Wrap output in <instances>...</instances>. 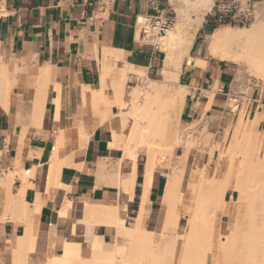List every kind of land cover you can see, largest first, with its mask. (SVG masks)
<instances>
[{
	"label": "crops",
	"instance_id": "obj_1",
	"mask_svg": "<svg viewBox=\"0 0 264 264\" xmlns=\"http://www.w3.org/2000/svg\"><path fill=\"white\" fill-rule=\"evenodd\" d=\"M146 13L142 0H0V252L8 258L13 240L28 231L36 237L35 252L28 255L38 264L63 253L64 241H82L84 252L88 223L77 218L79 206L112 205L128 221L136 216L145 165H137L132 197L108 183L104 162L112 166L122 160V175L133 170L124 151L111 146L114 131L126 130L117 105L101 123L86 88L101 90L106 50L120 52L119 67L127 62L147 75L159 72L164 52L140 39L137 19ZM212 24L206 16L189 52L206 64H182L179 84L188 89L182 125L206 117L212 126L220 117L234 125L238 118L227 98L233 69L207 54L217 28ZM107 94L113 96L111 87ZM238 109L248 119L264 115V88L256 87ZM262 125L264 120L258 129ZM212 130L225 139L218 128ZM222 169L223 161L213 174ZM161 174L159 169L148 194L152 217L162 207L167 180ZM95 233L112 241L113 232L104 224L96 225Z\"/></svg>",
	"mask_w": 264,
	"mask_h": 264
},
{
	"label": "bare ground",
	"instance_id": "obj_2",
	"mask_svg": "<svg viewBox=\"0 0 264 264\" xmlns=\"http://www.w3.org/2000/svg\"><path fill=\"white\" fill-rule=\"evenodd\" d=\"M169 1L178 15V20L175 26L155 43L165 54L161 71L162 79L159 81L149 79L144 82L143 86L132 87L127 92L125 87L127 80L132 76L141 78L146 72L127 62H124V67H119L118 63L122 60L120 52L106 50L101 72V90L95 91L86 88V91H91L94 112L101 116V123L107 119L109 115H107V111L109 112L114 105L119 107L123 128L128 124L129 115L132 118L129 133L125 135L114 131V140L111 143L112 147L124 151V157L132 160L134 165L132 172L129 175H122V160H117L116 165L106 166L104 162L101 166L104 172L108 171L110 174L108 183L119 186L131 197L135 188V171L139 161L138 152L142 146L145 147L144 192L141 205L139 203V214L135 219V225L130 227L125 223V218L119 213V207L110 205L84 208L79 206L76 216L79 220L88 223L85 241L89 244L91 257L87 260L83 257L82 241H64L63 253L52 255L49 260L42 261V264H156L158 261H161L162 264H175L180 240L182 249H180L181 253L179 252L180 257L178 256L179 264H185V262L188 264L193 262H195L194 264H264V229L258 233V239L261 240L257 242L258 234H255L257 227L254 224H249L248 230L251 228V232H245L242 229L244 226L242 218L244 217H239L242 215L243 208L248 206L249 202L253 203L254 198L252 197L258 194L255 192L260 189V193L264 189V131H258L259 124L264 120L263 114L256 115L255 113L256 117L247 118L246 123H244L245 116H239L234 124L227 152H224L223 149L231 125L226 117H220L221 125L226 127L225 139L217 141L216 150L220 157L225 155L230 164L224 174L216 172L210 177L204 168L191 169L195 181L187 184V186L189 185L190 200L184 211L190 217L188 220L185 219L186 222L179 218L177 206L187 197L185 194L178 195V188L182 185V179L188 167L182 168L168 163L170 172L166 173L168 179L163 194L166 210L165 222H162L158 233L146 230L144 227L150 212L148 194L156 176L157 162L159 166H162L161 163H164L167 158L179 157L189 166L192 159L189 149L193 132L201 129L205 132L206 126H208L199 121L188 125L181 124L174 128L173 118L180 115L188 93V89L179 84L182 64L185 62L192 65L196 60L189 55V52L195 35L204 24L213 3L212 0ZM208 55L219 61L238 65L240 70L248 74L250 78L264 81V16H260L248 27L230 25L217 27L209 37ZM196 62L197 65L204 66L206 64L204 60H196ZM109 79H111V84ZM176 85L181 90H174ZM109 87L113 89L112 97L107 94ZM213 95L214 93L210 92V96ZM235 103L236 100H229L228 107L232 112H234ZM211 120L212 118L209 121ZM81 133L83 138L86 137L83 130ZM213 135L207 134V144ZM181 147L183 153L178 154L177 149ZM206 158V161L209 162V157ZM260 186L261 188H259ZM228 191L238 193L237 199L230 198L231 202L237 205V222L234 225H229L226 232H222L217 228V222L220 220L219 215L231 216L233 213L229 210L230 208H227L229 200L226 199V194ZM253 194L255 195L253 196ZM251 204H249L250 209L247 207L246 213L250 211L251 215L258 213V216L263 213L262 216H264L263 205L260 206L263 208L262 212L259 209L258 212L257 209L252 211L253 204ZM22 212L23 215H27V207H23ZM250 214L246 215L251 219ZM256 216L257 214L255 218ZM262 216L258 217V222L256 221L260 223L257 224L259 228L260 225H262L261 228L264 227ZM99 224H104L111 229L117 238L123 240V244H118L117 240L105 242L99 238L95 233V226ZM184 226L186 227L185 232H180ZM252 226L255 228L254 230ZM260 233L263 234L262 238ZM35 241V235L29 231L25 236L14 239V252L9 256L7 264L28 263V253L35 252ZM192 246H197L194 249L197 254L195 251L193 252L195 255L191 253L193 249L189 252L193 248ZM198 246H202L201 250L204 248V251L202 250L204 253L198 250ZM189 254L194 255V260ZM186 259L193 261L187 262Z\"/></svg>",
	"mask_w": 264,
	"mask_h": 264
},
{
	"label": "rangeland",
	"instance_id": "obj_3",
	"mask_svg": "<svg viewBox=\"0 0 264 264\" xmlns=\"http://www.w3.org/2000/svg\"><path fill=\"white\" fill-rule=\"evenodd\" d=\"M175 11V10H174ZM177 14V13H176ZM259 16H257V18H256V20L254 21V22H256L257 20H258V18H260V16H264V4L261 6V8H260V10H259V14H258ZM178 16V15H177ZM177 20H178V18H176V22H177ZM253 22V23H254ZM176 24V23H175ZM233 27H235V26H233ZM238 27V26H237ZM248 27V26H247ZM171 30V29H170ZM166 35V34H165ZM158 41V39L155 41V43ZM209 41V40H208ZM208 54V53H207ZM164 58H165V54L163 53L162 54V60H163V62H162V64H161V68L159 69V72L158 73H156V74H154V75H147V74H145V75H143V77H141V78H139V77H137V76H132L130 79H128L127 80V82H126V85H125V87H126V91L128 92V91H130V89L132 88V87H135V88H139V87H141V86H143V84H144V82H146V81H148L149 79H153V80H161L162 79V75H161V71L163 70V63H164ZM211 58V57H210ZM212 60H214V61H219V60H217V59H212ZM228 66L229 67H231V69H233V76H234V82H233V85H232V89H231V93H230V95L227 97V98H230V99H234V100H236V103H235V107H236V109H235V107H234V113H237L238 114V118H239V116H244V113H242V111H240V109H238V105L241 103V102H244V103H246L247 102V100L248 99H250L251 98V96H252V94H253V90L256 88V87H263L264 88V81H259V80H257V79H254V78H250V76L248 75V74H246V73H244L243 71H241L240 70V67L238 66V65H233V64H228ZM124 67V66H123ZM242 72V73H241ZM161 75V76H160ZM249 76V77H248ZM129 89V90H128ZM174 90H181L180 88H179V86L178 85H176V86H174ZM237 105V106H236ZM179 117H180V115L179 116H176V117H174L173 118V127L174 128H177V127H179V126H181V123L179 122ZM237 118V119H238ZM236 119V120H237ZM246 116H245V121H244V123H246ZM206 122H204V121ZM202 121H201V124H205V125H208V126H206V129H205V132L203 131V129H201V130H195L194 132H193V135H192V143H191V147H190V149H189V152L191 151V154H192V159H191V161H190V163H189V166H188V163H186L182 158H179V157H175V158H173V159H169V158H167V160L164 162V163H161L162 164V166H159V164H158V162H157V165H156V167H155V174L157 173V171L159 170V169H161V171H162V173H169L170 172V169H168V166H167V164L169 163V164H175L176 166L178 165V166H180V167H182V168H187L186 169V171H185V173H184V177H183V179H182V185L180 186V188H178V195H183V194H185V196H187V197H185V199L182 201V202H180L179 204H178V206H177V213H178V216H179V218L183 221V222H186V220H188V218L190 217L184 210H186V206H187V202L190 200V198H189V192H188V189H189V185L187 186V184L188 183H190V182H192V181H195V178H194V176H192V172H191V169L192 168H195V167H197L198 169H200V168H204L205 170H206V172H207V175L210 177L211 175H213V172L217 169V164H219L221 161H223V169H222V171H221V173H223L224 174V172L227 170V168L229 167V164H230V161H229V159L225 156V155H223L222 157H220V155H219V152L216 150V143H217V141L219 140V141H222V136H220V135H218L217 133V130H212L213 128H214V126H212V120L210 121V122H208L209 120H207V119H203ZM122 121V120H121ZM215 125V127L216 128H218V130L219 131H221L222 133H224V131H225V129H226V127L225 126H223V125H221V118H220V122L218 121L217 123H215L214 124ZM230 129H231V133L228 135V138H227V141H226V144H225V146H224V152H227V150H228V145H229V141H230V137H231V135H232V132H233V127H234V125H232V121H230ZM131 126H132V118H131V116L129 115V121H128V124H127V126L126 127H124L123 128V130H126V132L124 133L125 135H127L128 133H129V131H130V129H131ZM259 131H264V125H262L259 129H258ZM230 131V130H229ZM214 134L211 138H210V140L208 141V144L206 143V141L208 140V138H207V134ZM144 149H145V147L144 146H142L140 149H139V152H138V157H139V161H138V163L140 162V161H142L143 163H144V159H145V151H144ZM186 151V150H185ZM177 153L178 154H182L183 153V148L181 147V148H179V149H177ZM206 157H209V162H207L206 160H207V158ZM132 162V161H131ZM203 164V165H202ZM205 164V165H204ZM132 166H133V162H132ZM166 171H165V170ZM190 169V170H189ZM187 172V173H186ZM168 179V177H166V180ZM192 179V180H191ZM259 188H261V186L259 187ZM257 189H258V187H257ZM262 189H263V186H262ZM261 189V190H262ZM259 191H260V189L258 190V192H255V193H258L255 197H252V198H254V200H253V205L249 202V204H251L252 206H253V208H252V211H254L255 209H257V211H258V209H259V211L261 210V212H262V209L263 208H261L262 207V205H263V207H264V189H263V191L262 192H260L259 193ZM255 194H253V196H254ZM231 197H233V198H235V199H237L238 198V193H235V192H232V191H228L227 192V194H226V199L227 200H229V203L227 204V208L231 211V213H232V215L231 216H226V215H222V216H220L219 215V218H220V220H219V222H217V225H218V229H219V231H222V232H226V228L229 226V225H234L235 224V222H237V214H238V212H237V205L234 203V202H231ZM188 198V199H187ZM252 198H251V200H252ZM161 202H162V207H161V209L160 210H158L157 212H155V214H154V217H152V214L149 212V216L146 218V220H145V223H144V227H145V229L146 230H150V231H152V232H155V233H158V232H160V228H161V225L165 222L164 221V219H165V217H166V210H165V203L163 202V196H162V198H161ZM248 204V206H245L244 208H243V210L241 211V213H242V215H240L239 217H244V218H242V225H244L243 227H242V229L245 231V232H247L248 231V233L249 232H251L250 230H251V228H250V230H248L249 229V227H250V225L249 224H254L255 225V227H257L256 228V232H255V234H258L259 232H262L263 230H261V229H264V227L263 228H261V226L262 225H260V228H259V226L257 225V224H260V223H257L259 220V218H261V216L263 215V213H260V214H262V215H259L258 216V213H256L257 214V216L259 217H257L256 216V218H255V215L253 214V215H251L248 211V213H246V209H247V207H249L250 205ZM261 206V207H260ZM258 207H260V208H258ZM181 208H182V210H181ZM185 208V209H184ZM251 207H249V209H250ZM254 209V210H253ZM181 210V211H180ZM258 211V212H259ZM183 214H182V213ZM246 213L247 215H251V219L253 220H255V222H254V220L252 221L251 219H250V216H247L246 214H243V213ZM254 213V212H253ZM139 214V211L137 210V214H136V216L132 219V220H126V218H125V223L128 225V226H130V227H133L134 225H135V219H136V217H137V215ZM184 214H185V217H184ZM184 217H182V216ZM248 218H247V217ZM252 216H254V217H252ZM182 217V218H181ZM234 217V218H233ZM262 218H264V216H262ZM186 219V220H185ZM233 219V220H232ZM246 220V221H245ZM250 221H252V223H250ZM257 221V222H256ZM260 221L262 222V224H263V221H262V219H260ZM163 222V223H162ZM232 222H234V223H232ZM146 223H149V224H146ZM256 223V224H255ZM94 224H96V223H94ZM253 225V226H254ZM253 226H252V228H253ZM264 226V225H263ZM246 227H248V228H246ZM186 227L184 226V228L183 229H181L180 230V232H185V229ZM247 229V230H246ZM255 228H253V230H254ZM258 229H260V230H258ZM154 233V234H155ZM261 234V233H260ZM263 234H264V231H263ZM263 234H261L260 235V237L262 238V236H263ZM156 235V234H155ZM87 236V235H86ZM258 237H259V234L257 235V242L259 241L260 242V240L258 239ZM100 238V237H99ZM101 239H103V238H101ZM104 240V239H103ZM115 240H117V243L118 244H123V240H121V239H119V238H117L116 236H115V234L113 233V237H112V241H115ZM257 244V243H256ZM182 247V241L180 240V242H179V244H178V250H177V252H176V260H175V264H179V257H180V255L181 254H179V252L181 253V250L180 249H182L181 248ZM193 248H191V250H189V252L190 251H192V249H193V251L191 252V253H193L195 250V247H197V246H192ZM201 247L202 246H198V250H200L201 251V253H204L203 251H204V248L201 250ZM197 250V249H196ZM197 250V251H198ZM188 252V253H189ZM188 253H187V255H188ZM195 253H196V251H195ZM200 253V256H202V254ZM194 254V253H193ZM197 254V253H196ZM192 254H189V256H191ZM195 255V254H194ZM193 255V256H194ZM29 256V258H27V261H28V263L29 264H38V262H36V261H34V259H33V257L31 256L30 257V255H28ZM27 256V257H28ZM179 256V257H178ZM189 256H187V257H189ZM193 256H191L192 258L191 259H193L194 257ZM83 257L87 260V259H89L90 257H91V252H90V247H89V244L87 243V247H86V249L84 250V252H83ZM196 257H198V256H196ZM200 258V257H199ZM191 259H189V260H191ZM196 259V258H195ZM7 260H8V257L4 254V253H1L0 252V264H7ZM188 259H186V261L188 262L189 261ZM194 260V259H193ZM193 260H191V261H189V262H192ZM200 260V259H199ZM198 260V261H199ZM41 262V264L43 263L42 261H40ZM28 263H26V264H28ZM195 262H193L192 264H194ZM40 264V263H39ZM156 264H162V262L161 261H158ZM185 264H188V263H186L185 262Z\"/></svg>",
	"mask_w": 264,
	"mask_h": 264
},
{
	"label": "built area",
	"instance_id": "obj_4",
	"mask_svg": "<svg viewBox=\"0 0 264 264\" xmlns=\"http://www.w3.org/2000/svg\"><path fill=\"white\" fill-rule=\"evenodd\" d=\"M142 1L149 13L137 19L140 39L144 43L156 46L155 41L175 26L177 14L169 0L165 6L163 0ZM212 3L207 17L212 19L214 27L223 25L247 27L256 20L264 0H212ZM161 175L167 177L165 173Z\"/></svg>",
	"mask_w": 264,
	"mask_h": 264
}]
</instances>
